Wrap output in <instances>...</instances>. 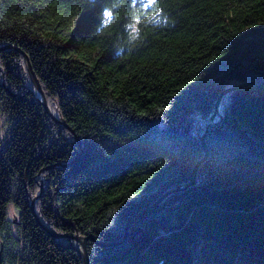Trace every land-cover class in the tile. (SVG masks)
<instances>
[{"label": "trees", "instance_id": "trees-1", "mask_svg": "<svg viewBox=\"0 0 264 264\" xmlns=\"http://www.w3.org/2000/svg\"><path fill=\"white\" fill-rule=\"evenodd\" d=\"M5 46L0 264H82L31 201L89 264H264V0H0Z\"/></svg>", "mask_w": 264, "mask_h": 264}, {"label": "water", "instance_id": "water-1", "mask_svg": "<svg viewBox=\"0 0 264 264\" xmlns=\"http://www.w3.org/2000/svg\"><path fill=\"white\" fill-rule=\"evenodd\" d=\"M9 48L10 47H8V46L1 47L0 51H6ZM25 63H26V68H27L28 75L30 77V81H31V83H32V85L34 87L35 93H36V98L40 101L41 105L44 108L45 113L48 114L56 123H58V124L62 125L63 127H65V124H64L63 120L60 117H58V115L54 114L50 110V108L48 107V105L46 103V100H45L44 93H43L42 89L40 88V85H39L35 75L33 74L32 70H31V67H30V64H29V62H28V60L26 58H25ZM228 91L229 90L223 91V94H225ZM219 102H220V98H218V100H217V102L215 104V108H216L215 112H214L215 114L218 112ZM201 141H202V145L204 147L205 156H206L207 155V150H206V148H205V146L203 144V138H201ZM198 165L199 164H197L194 167L192 175H191L190 183L188 185H186V186L194 184V182H195V174H196V170H197ZM30 208H31L35 218L37 219L38 223L49 233L50 236L54 237L55 239H61V238L65 239L71 245H72L73 241L76 242L77 247H75V249L78 251V253H79L80 257H81L82 264H89V260H88V257H87L86 244H87L88 241H94V239L92 237H79L78 235H68V234L58 235L55 232H53L51 229H49L47 226H45L40 221V219L36 216V214L34 212V202L33 201H31ZM96 245L105 246L104 244L97 243V242H96Z\"/></svg>", "mask_w": 264, "mask_h": 264}]
</instances>
